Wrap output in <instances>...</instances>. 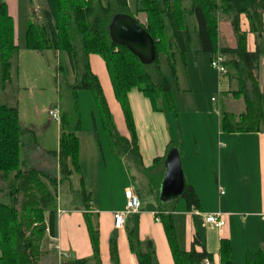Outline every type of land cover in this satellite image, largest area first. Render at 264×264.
I'll return each mask as SVG.
<instances>
[{"label": "trees", "instance_id": "1", "mask_svg": "<svg viewBox=\"0 0 264 264\" xmlns=\"http://www.w3.org/2000/svg\"><path fill=\"white\" fill-rule=\"evenodd\" d=\"M186 3L189 9L184 8ZM119 14L135 18L152 37L157 51L154 65L143 66L129 50L112 43L109 26ZM222 15L231 19L236 48L218 46L219 19ZM139 16H146L147 22L141 23L137 19ZM241 16H246L250 33L264 35V0H135L134 10L130 9L127 0L45 1L41 21L34 15L28 21L26 48L42 54L53 51L60 58L57 69L58 108L61 110L59 150L50 153L58 158L60 180L36 169H24V136L29 135L35 144L34 134L22 129L17 107L0 104V180L6 184L0 187V196L9 200L8 203L0 201V264H41L44 242L58 237V185L70 182L74 175L81 176L80 136L84 131L78 99L80 92L94 93L112 152L132 162L149 180V190L158 203V218L164 226L174 263L204 264L206 259L213 263V255L203 248H197L199 241L188 252L180 250L173 211L160 201L163 178L155 174L164 159H155L150 168L144 166L129 95L135 90L140 91L155 111H158L156 103L161 95L172 102V85L160 71L158 56L160 53L167 56L176 78L173 57L176 53L183 57L190 53L189 28L193 24L198 32L202 53L210 55L211 60L217 53L226 58L227 76L230 80L238 81L240 89L237 95H243L247 105L246 113L239 118L223 111L221 130L227 133L254 131L264 119L261 108L264 94L260 91L257 74L264 49L258 47L254 53L248 51L247 34L241 29ZM17 53L15 24L3 4L0 7L1 89L12 81L13 60ZM93 55L100 57L106 65L130 138L121 136L117 131L100 80L90 66ZM72 73L74 79L71 80ZM172 148L178 146L172 143L169 151ZM80 185L83 187L82 178ZM79 198L84 204L90 200L83 188ZM181 199L186 202L189 212L200 209V200L192 186L186 184ZM84 217L93 259L100 264L99 225L93 224L90 214ZM128 239L138 264H157L152 242H141L130 230ZM110 247L112 260L118 264L115 239L111 240ZM232 251L231 243L222 241L221 264H233ZM62 264H89V260H64ZM246 264H264V252L248 253Z\"/></svg>", "mask_w": 264, "mask_h": 264}, {"label": "crops", "instance_id": "2", "mask_svg": "<svg viewBox=\"0 0 264 264\" xmlns=\"http://www.w3.org/2000/svg\"><path fill=\"white\" fill-rule=\"evenodd\" d=\"M0 2V7L3 4L6 5L8 13L14 21L16 37L18 0H0ZM28 2L31 8L28 15L29 21L36 11L33 8V0H28ZM139 17L137 19L140 21ZM141 17L144 21L140 22L146 23V16ZM223 17L219 19L218 46L219 48H236L237 40L231 19L228 18V24L225 25L222 21L226 17ZM240 21L242 31L247 34L248 51L254 53L258 50V47L264 49V35L258 36L249 32L246 16H241ZM223 28L229 32L228 40L221 37ZM43 55L44 53L30 50L26 54H22L25 58L30 57L33 61H36L37 64H39ZM56 55L59 57L58 53ZM17 57V59L20 58L19 51ZM34 66L37 67L38 65L34 64ZM90 66L93 73L100 80L117 131L121 136L130 138L124 114L115 99L104 61L93 55L90 57ZM227 77L229 85L227 95L238 101L243 98L245 107L235 112L232 107H227L223 102H220L218 112L213 114L215 116L209 115L213 119L210 122L213 127L209 128L210 134L208 136L203 137L204 133L201 128L190 129L186 141H183L181 135H179V139L182 140V144L171 139L167 143L166 154L153 158L152 163L149 165H147L141 153L139 127L134 118L131 103L130 107L144 166L150 168L153 166L155 159H164L155 171L156 175L163 178L166 171L165 159L169 147L172 143L177 145L180 150L185 182L195 189L200 200V209L192 212L187 210L186 202L185 205H181L179 200L176 203L165 204L169 210L173 211L180 250L188 252L192 249L194 243L199 241L200 245L197 248L199 250L203 248L213 255L212 264H221V243L222 241H229L233 250V264H246L248 253L264 252V129L259 126L254 131L240 133H227L221 130L223 111L235 118H239L247 111L244 96L237 95L240 89L238 81L230 80L229 76ZM234 82L237 90H234ZM259 86L261 93L264 94L260 81ZM131 94L132 92L129 97ZM83 97L92 101L90 94L83 92L78 95L79 104ZM145 99L147 98L145 97ZM147 101L151 110L154 111L151 102L148 99ZM94 113L93 111V115ZM210 123L208 122V125ZM95 128L96 133L86 131L94 134L93 143L89 146V153L92 156L89 161L90 164L87 163L89 169H84L80 150L81 176L74 175L78 177V185L73 187L70 182L58 185L56 195L58 237L48 241L52 247L53 258L49 261L50 264H62L64 259H60L59 253L67 254L69 256L68 260L71 261L88 259L89 264H97L93 259L94 253L85 222V214H90L95 226L99 225L100 264H114L110 247L112 239H115L117 244L118 264H138L135 255L130 250L128 230L132 231L134 237L141 242H152L154 244L157 264H175L164 226L160 221H157L159 219L158 203L153 196L154 194H151L149 190V181L140 176L144 172L135 167L132 162L114 154L111 150L109 138L107 137L108 141L105 143L104 139H101L98 126ZM30 131L33 132L31 129ZM59 136L60 124L57 130L58 150ZM24 141L25 147L22 154V161L25 164L24 169H36L60 180L58 158L50 155L52 152L43 145L38 144L36 140L34 144L29 135L24 136ZM38 153L41 156H36ZM185 156H187L186 161ZM81 178L83 187L80 185ZM82 188L90 199L88 204H84L79 198ZM127 189L134 190L140 196V199L142 201L146 200V202L143 205L141 203L138 214L128 216L122 229H117L115 228L114 214L125 212V191ZM220 189L223 190V195L220 194ZM61 205L65 208L62 209ZM197 213L201 215L221 213L225 217L226 224L222 229L205 228L202 216L197 215ZM43 258L44 255L42 260Z\"/></svg>", "mask_w": 264, "mask_h": 264}, {"label": "rangeland", "instance_id": "3", "mask_svg": "<svg viewBox=\"0 0 264 264\" xmlns=\"http://www.w3.org/2000/svg\"><path fill=\"white\" fill-rule=\"evenodd\" d=\"M127 1L129 7L134 10L135 0ZM184 6V8L189 9L187 3ZM33 8L36 11L33 15L41 21V12L45 8V0H33ZM29 11L31 8L28 0H18L16 38L20 58L17 59V53L13 60L12 81L7 84L5 89H0V103L9 107H18L22 129L33 130L36 142L54 153L58 151L57 130L59 123L51 120L48 112L58 107L60 103L57 82L60 58L55 52L47 51L44 52L41 61L37 64L30 57L22 56L29 51L26 48ZM221 17L223 15L220 16V19ZM139 19L144 21L141 16ZM222 23L227 25L228 18L223 19ZM228 34L229 32L223 28L221 37L227 39ZM189 38L190 53L186 54L185 57L176 53L173 57L176 78L170 68L167 56L164 53H160L158 56L160 71L172 85V102H168L161 95L156 103L158 111H152L147 99L143 97L144 95L140 91L135 90L129 97L134 118L139 127L141 153L147 165L152 163L153 158L166 154L167 143L171 139L182 144V140L179 139V135H181L183 141H186L190 129L201 128L204 133L203 137L208 136L210 134L209 128L213 127L210 123L213 119L209 115L218 112L220 102H223L227 107H232L235 112L245 107L243 98L238 101L227 95L229 91L228 77L227 75L219 77L217 71L211 66V56L201 52L198 32L193 24L189 28ZM80 58H82L81 53ZM34 64L38 66L36 67ZM259 67V81L261 89L264 91V56L261 58ZM72 79H74V73H72ZM234 85V90H237L235 82ZM87 93L92 97V101L83 97L80 102L84 131L80 136V150L85 170L89 169L87 163L90 164L89 161L92 159L89 146L93 143L94 136V134L86 131L96 133L95 127L98 126L101 139H104L105 143L108 141L107 131L101 121V113L95 95L92 92ZM261 107L264 114V102ZM93 111L95 112L94 115ZM260 127L264 129V119ZM36 156L39 157L41 154L38 153ZM186 159L187 156H185V161ZM140 176L143 179L146 178L144 174H140ZM77 178V176L71 178V186L76 187L78 185ZM5 186L6 184L0 180V187ZM0 201L8 203L9 200L0 196ZM140 201L142 205L146 202V200ZM179 202L181 205H185L183 199ZM61 207L62 209L65 208L63 205ZM43 255L41 264H50L49 261L53 258L52 247L48 241L44 242Z\"/></svg>", "mask_w": 264, "mask_h": 264}, {"label": "water", "instance_id": "4", "mask_svg": "<svg viewBox=\"0 0 264 264\" xmlns=\"http://www.w3.org/2000/svg\"><path fill=\"white\" fill-rule=\"evenodd\" d=\"M109 35L112 43L129 50L143 66L149 67L156 63L155 42L135 18L125 14L116 15L109 26ZM165 170L160 188V201L168 204L181 199L186 188L178 148H172L168 152Z\"/></svg>", "mask_w": 264, "mask_h": 264}, {"label": "built area", "instance_id": "5", "mask_svg": "<svg viewBox=\"0 0 264 264\" xmlns=\"http://www.w3.org/2000/svg\"><path fill=\"white\" fill-rule=\"evenodd\" d=\"M211 66L214 70L217 71L218 76H225L228 74V69L226 67V58L217 53L215 57L212 59ZM49 118L60 124L61 122V112L58 107L50 110L48 112ZM220 194L223 195L224 192L220 189ZM125 199H126V210L125 212L114 214L115 228L122 229L126 223V219L130 215L138 214L141 209V199L140 196L132 189H127L125 191ZM197 215L202 216L203 226L205 228H215L222 229L226 220L224 215L221 213L218 214H210V215H201L197 213ZM159 221V219L157 220ZM60 259L68 260L69 256L67 254L59 253ZM204 264H212L208 259L204 261Z\"/></svg>", "mask_w": 264, "mask_h": 264}]
</instances>
